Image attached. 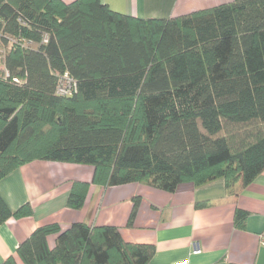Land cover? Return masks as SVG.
Instances as JSON below:
<instances>
[{"label":"trees","instance_id":"16d2710c","mask_svg":"<svg viewBox=\"0 0 264 264\" xmlns=\"http://www.w3.org/2000/svg\"><path fill=\"white\" fill-rule=\"evenodd\" d=\"M0 49V179L44 160L90 165L105 187L223 179L231 191L264 170V0L147 19L101 0H0ZM64 73L70 96L55 93ZM87 189L74 181L67 207ZM31 212L0 197V225ZM246 216L237 209L235 224ZM154 253L85 221L38 226L16 249L22 264H147Z\"/></svg>","mask_w":264,"mask_h":264},{"label":"crops","instance_id":"0c3cea01","mask_svg":"<svg viewBox=\"0 0 264 264\" xmlns=\"http://www.w3.org/2000/svg\"><path fill=\"white\" fill-rule=\"evenodd\" d=\"M70 3L74 0H62ZM113 11L137 18H168L233 0H101ZM90 165L34 160L0 179V197L9 209L23 204L31 214L0 225V264L35 228L56 223L61 230L74 222L116 226L127 242L152 244L147 264H264V170L247 186L231 191L223 179L201 186L181 183L173 192L141 183L118 186L92 183ZM74 181L88 183L80 209L67 207ZM139 198L132 223L134 199ZM247 213L241 226L235 211ZM55 234L47 237L52 248Z\"/></svg>","mask_w":264,"mask_h":264},{"label":"built area","instance_id":"2783aa9c","mask_svg":"<svg viewBox=\"0 0 264 264\" xmlns=\"http://www.w3.org/2000/svg\"><path fill=\"white\" fill-rule=\"evenodd\" d=\"M47 36H44L43 41H46ZM14 81H17L14 79ZM77 90L76 81L68 74L64 73L58 79V83L55 89V93L60 96H70ZM175 264H188L187 261L177 262Z\"/></svg>","mask_w":264,"mask_h":264},{"label":"rangeland","instance_id":"374dc122","mask_svg":"<svg viewBox=\"0 0 264 264\" xmlns=\"http://www.w3.org/2000/svg\"><path fill=\"white\" fill-rule=\"evenodd\" d=\"M2 52V50L0 49V53Z\"/></svg>","mask_w":264,"mask_h":264}]
</instances>
